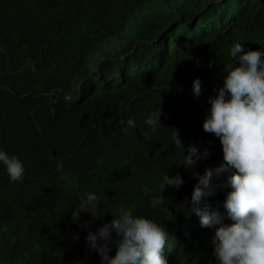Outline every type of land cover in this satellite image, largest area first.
<instances>
[{"label":"trees","instance_id":"trees-1","mask_svg":"<svg viewBox=\"0 0 264 264\" xmlns=\"http://www.w3.org/2000/svg\"><path fill=\"white\" fill-rule=\"evenodd\" d=\"M233 43L264 51V0H0V150L25 168L12 183L0 165V264H101L86 236L120 205L162 224L168 264H217L190 197L192 173L222 163L202 122ZM159 107L162 128L145 140ZM172 129L210 155L185 168ZM165 173L183 184L154 208ZM225 191L207 198L221 215ZM89 192L101 198L97 217L74 223Z\"/></svg>","mask_w":264,"mask_h":264},{"label":"clouds","instance_id":"clouds-1","mask_svg":"<svg viewBox=\"0 0 264 264\" xmlns=\"http://www.w3.org/2000/svg\"><path fill=\"white\" fill-rule=\"evenodd\" d=\"M229 56L232 62L222 68L223 86L214 89L215 96L209 97L207 115L202 122L205 133L219 140L223 158L217 167H207L203 174L193 172L198 182L194 185L190 201L192 214L199 218L202 228L213 231V256L217 264H264V51L245 50L243 44L233 43ZM210 66L213 62H209ZM238 65V66H236ZM199 78L192 82V95L202 94ZM163 115L160 107L144 120L149 132L145 140L155 134ZM136 128L134 119H128L122 129L124 135H132ZM175 146L186 151L182 165L192 169L198 161L206 159L207 149L200 152L197 146L184 148L179 132L172 129ZM0 165H3L9 181H23L25 168L16 156L0 150ZM226 175L220 185L213 178ZM183 184L179 174L163 175L159 184V195L152 197L155 208L166 199L161 193L167 188L178 189ZM219 187L225 191L223 209L225 215L212 210L207 202ZM101 198L95 193H85L79 207L72 212V221L80 213H89L93 218ZM114 219L103 224L96 232L88 231L86 242L95 251L101 264H168L165 248L169 237L162 226L152 219L133 215L123 205L112 213ZM78 226L88 228L87 222ZM115 234V238L113 237ZM115 245V256H109Z\"/></svg>","mask_w":264,"mask_h":264},{"label":"water","instance_id":"water-1","mask_svg":"<svg viewBox=\"0 0 264 264\" xmlns=\"http://www.w3.org/2000/svg\"><path fill=\"white\" fill-rule=\"evenodd\" d=\"M93 77H95V78L97 77L96 73H94Z\"/></svg>","mask_w":264,"mask_h":264},{"label":"rangeland","instance_id":"rangeland-1","mask_svg":"<svg viewBox=\"0 0 264 264\" xmlns=\"http://www.w3.org/2000/svg\"><path fill=\"white\" fill-rule=\"evenodd\" d=\"M70 97V96H69Z\"/></svg>","mask_w":264,"mask_h":264}]
</instances>
